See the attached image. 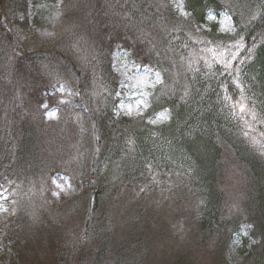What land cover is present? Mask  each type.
<instances>
[{"label":"rangeland","instance_id":"obj_1","mask_svg":"<svg viewBox=\"0 0 264 264\" xmlns=\"http://www.w3.org/2000/svg\"><path fill=\"white\" fill-rule=\"evenodd\" d=\"M67 1L68 4L66 0H27L26 9L9 10L3 23L17 45L23 48H30L38 38L51 40L59 34L61 41L73 39L75 23H87L92 9L101 10L97 3L104 0H75L72 4ZM133 1V8L137 9L138 0ZM146 3L154 5L151 7L153 13H162V23H154L146 31L135 28L127 17L128 28L112 17L111 25L120 24L115 29H122L126 42H113L110 51L107 48L101 53L104 65L109 66L115 79V87L105 79L103 88L95 86L94 82L92 90L78 93L74 88L78 85L76 76L61 60L54 58L42 59L40 65L25 70L14 79L9 75L14 71L16 53H0V102L21 103L31 113L32 122L28 126L32 128L22 127L21 131L24 142L34 139L30 160L20 167L15 164V170L21 173L0 188V234L9 230L8 223L13 222L15 216L21 215L22 221H26V225H21L22 230H16L15 242L3 241L6 236L0 235V264H58L59 261L76 264L78 261L79 248L84 251L82 247L88 242L85 224L91 214L85 207L88 199L77 195L92 173V154L99 151L91 134L97 116L104 117L105 112H109L115 119H141L157 127L170 118V108L161 100L167 89L166 75L167 82L172 84H179V78L184 80L189 71L217 79L229 74L234 80L244 45L229 12L211 9L208 14L211 25H217L216 33L226 35L224 39L205 38L200 42L201 33L210 27L193 24L185 28L188 38L176 43L174 48L167 33L175 22L169 18L175 15L189 20L185 0H146ZM247 3L251 10L242 12L243 26L250 22L255 12ZM230 4L233 2L225 1V6ZM67 6L71 17L63 19ZM82 36L83 32L78 31L73 40L80 43ZM129 47H135L139 55ZM90 73L96 74L93 70ZM238 77L241 76L236 79ZM36 89L39 94L34 97ZM85 104L92 105L91 111L96 116L93 123L82 112ZM232 109L245 122L250 123L251 116L255 115L246 98L232 101ZM122 128L128 132L127 136L129 129ZM249 129L253 128L249 126ZM250 137L253 154L261 166L258 175L263 173V181L264 145L260 137L254 134ZM130 159L125 154L110 167L111 196L106 198L108 206L98 216L102 217L106 211V218L114 221L113 231L118 232L119 240H123L124 235V239L135 243L141 239L137 246L139 244L142 254L139 260L133 257L135 262L176 264L180 260L181 264H243L260 243L261 237L254 233L252 222L256 210L257 175L234 150H225L217 163L223 193L222 216L212 233L206 232V239L199 237L198 224L186 205L176 201L177 185L184 183L182 172L172 174L165 163L160 162L159 168V164L153 162V166L150 163L144 166L137 179L128 178L126 168ZM72 162L80 163L81 170L72 167ZM82 170L89 178L75 180L77 176L74 175L81 174ZM131 179L137 181L135 186L127 184ZM128 224L133 229L125 233ZM150 227L159 231L157 237L145 239ZM128 247L125 242L124 249ZM92 258L85 255L82 260L90 263ZM103 259L107 261L105 264L110 262L107 256Z\"/></svg>","mask_w":264,"mask_h":264},{"label":"trees","instance_id":"obj_2","mask_svg":"<svg viewBox=\"0 0 264 264\" xmlns=\"http://www.w3.org/2000/svg\"><path fill=\"white\" fill-rule=\"evenodd\" d=\"M225 1L227 0H185L190 18L184 20L172 15L169 20L175 23L169 28L167 36L175 48L176 43L188 38L185 31L186 26L200 24L210 27L209 30L201 33L200 42L205 38L220 41L226 35L216 33L217 25L214 23L211 25L208 14L211 9L229 12L244 45L243 53L239 54V71L234 80L232 79L233 81L229 74L217 79L204 75L202 72L201 75L198 72L189 71L184 80L179 78V84H172L167 82L166 75L167 89L161 100L170 108V118L167 123L157 127L146 124L141 119L126 117L115 119L105 111H103L106 113L104 117L97 116L91 134L99 151L93 152L91 157L90 172L92 173L89 175L90 178L86 177L83 170L81 174L74 175L77 176L75 180L81 177L89 178L77 197L88 199L85 207L91 214L85 224V234L89 236L88 242L82 247L84 251H80L81 248H79V258L76 264H105L107 261L103 259L104 256L110 258L108 264L111 262L130 264L133 257L138 259L142 254L139 244L137 246L141 239H137L135 243L130 239H124V235L123 240H119L120 235L117 231H113L116 228L113 225V219L106 218V211L102 217L98 216L102 215V210L109 203L106 198H110V187L113 184L108 173L111 172L110 167L114 161L125 154H127V159L132 158L128 161L130 164L126 168L128 178L137 179V175L142 174L144 166L147 163L152 165L153 162L158 163L159 168L160 162L165 163L172 169V174L175 171L182 172L184 183L180 182L177 185L178 198L176 201L180 205H186V209L194 217L195 224H198L199 237L206 239V232L212 233L219 225L218 222L222 216L223 193L217 163L224 151L229 148L234 150L257 175L256 210L252 215V222L254 233L259 234L261 241L247 255L243 264H264V180L262 181L263 173L258 175L260 162L253 154L250 143V134H254L256 138L260 137L264 145V0H228L233 2L229 6H225ZM246 1L250 3L255 12L250 22L243 26L242 12L246 9L251 10ZM72 2L76 1L69 0L70 4ZM66 3L68 4L67 0ZM97 4L98 7H102L101 10L92 9L87 23L82 25L75 23V36L78 31L84 34L79 40L80 43L73 40L75 36L73 39L64 38L61 41L62 35L59 34L51 40L38 38L30 48H23L17 45L3 22L9 10L26 9L27 0H0V53L4 51L16 53L14 71L9 76L17 79L15 76H21L25 70H32L37 64L40 65L42 59L54 58L61 60L64 67L76 76L78 85H74V88L78 89V93L92 90L94 82L95 86L103 88L105 79L115 87V79L110 68L104 65L101 57V53L113 42H124L125 33L122 29H115L120 24L111 25L112 17L121 20L122 26L128 28L127 17L135 28H142L146 31L149 27H153L154 23H162L160 21L162 13H153L151 7L154 5H149L146 0H138L137 4L140 6L137 9L133 8L135 4L133 0H104ZM159 8H162L161 5ZM64 12L63 19L71 17L68 13V6ZM75 41L76 46L73 45ZM111 49L109 48V51ZM129 49L138 53L135 47H129ZM79 58L84 59L79 63L77 62ZM92 70L96 74H91ZM238 75L241 77L236 79ZM38 94L39 90L36 89L33 96L37 97ZM239 98H246L252 106L255 115L251 116L250 123L245 122L233 112L232 101ZM110 100L112 101L111 97ZM91 106L85 104L82 112L93 123L96 116L93 115ZM36 111L38 114L37 109ZM30 114L21 103L14 105L8 101L0 102V188L6 185L9 179L21 173L15 170L16 166L25 165V162L32 157L34 147L31 145L34 139L28 138L24 142V134L21 131L22 127L25 130L27 127L32 128L28 126L32 122ZM249 126L253 129H249ZM122 127L129 129L127 136L125 135L128 132ZM108 161L110 163L106 166ZM71 166L76 170H81L80 163L72 162ZM57 168H59L58 165ZM132 180L134 179L127 182L130 187L135 186L137 182ZM107 194L110 195L107 197ZM21 225H26V221H22L21 215L15 216L14 221L8 223L9 230L0 234L2 237L6 236L3 241L15 242V232L22 230ZM94 225L95 229H93ZM54 228L57 230V226ZM132 229L133 226L128 224L125 233L132 232ZM148 229L147 237L144 234L145 239L157 237L158 230L153 231L152 227ZM125 242L129 245L127 249H124ZM77 246L79 247L80 244ZM16 250L18 252V248ZM85 255L94 258L88 263L82 260ZM12 263L15 264V262ZM58 264L72 263L59 261ZM132 264H142V261L133 260ZM176 264H181V261L178 260Z\"/></svg>","mask_w":264,"mask_h":264}]
</instances>
